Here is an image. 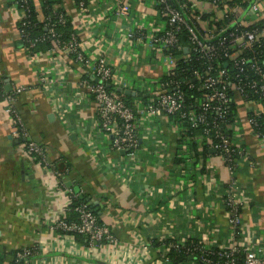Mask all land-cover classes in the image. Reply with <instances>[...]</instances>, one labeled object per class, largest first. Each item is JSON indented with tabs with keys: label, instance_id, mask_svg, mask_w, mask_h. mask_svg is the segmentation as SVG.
Masks as SVG:
<instances>
[{
	"label": "crops",
	"instance_id": "1",
	"mask_svg": "<svg viewBox=\"0 0 264 264\" xmlns=\"http://www.w3.org/2000/svg\"><path fill=\"white\" fill-rule=\"evenodd\" d=\"M34 1L43 18L40 1ZM119 1L87 0L86 10L77 0H60L57 6L71 18L87 58L106 56L123 78L115 89L132 95L131 105L141 107L156 100L170 70L167 55L151 42L153 34L165 30L166 19L155 0H128L129 17H120ZM188 1L196 16L205 12L221 16L208 0ZM189 12H184L185 17L202 33L206 21L190 17ZM263 16L244 15L245 24L259 23ZM20 17L15 0H0V77L5 92L25 88L15 106L31 137L46 148L66 186L109 226L114 240L90 245L85 237L53 226L68 197L12 134L4 95L0 99V264H10L11 253L23 247L37 248L31 264H175L162 261L169 247L157 243L166 239L201 241L207 248L237 247L240 253L262 249L259 255H264V139L249 123L242 96H234L237 123L232 139L247 149L236 169L244 207L241 224L233 227L224 201L232 175L209 139L198 133L185 136L188 144L181 143L185 130L177 116L151 115L138 121L136 159L110 150L96 125L98 104L88 83L95 79L91 66L76 62L71 53L55 50L54 45L32 57L21 38ZM137 29L145 35L130 38ZM41 75L54 82L51 90L44 89ZM139 92L147 98L139 97ZM54 96L63 100L61 108ZM206 145L210 147L206 158L194 156ZM180 157L187 158L185 165L177 163ZM190 260L176 264H195Z\"/></svg>",
	"mask_w": 264,
	"mask_h": 264
},
{
	"label": "built area",
	"instance_id": "2",
	"mask_svg": "<svg viewBox=\"0 0 264 264\" xmlns=\"http://www.w3.org/2000/svg\"><path fill=\"white\" fill-rule=\"evenodd\" d=\"M247 1L249 5L244 6L240 2L230 0H211L210 3L216 10H221V16L214 18L211 12H207L211 16L204 20L207 26L201 33L184 15V9L188 8L187 4L183 3L177 7L172 0H155L160 13L166 19V28L161 33L153 34L151 42L167 55L170 70L162 82V91L156 100L136 109L127 104L123 93L116 91L115 87L123 84V78L115 72L114 66L106 56L90 61L76 34L69 40L62 39L61 33L57 31V25H65L64 13L57 16V23L51 17H43L48 33L34 36L31 32L32 21L29 19L30 0H16L15 4L21 11L19 31L27 50L31 52L40 42L51 39L55 50L69 52L76 62L91 66L94 78L98 79L88 81L91 96L98 104L96 125L100 135L102 134L109 142L110 150L124 151L125 156L136 159L140 148L138 121L151 115H178L192 128L202 129L201 135L209 139L213 149L220 150L219 154L232 175L226 185L224 201L230 216V224L237 227L242 222L244 201L240 196L236 169L239 159L247 154V149L234 147L231 137L223 128L235 95L245 99L249 123L255 134L264 139L257 120L258 116L264 115V4H261V0ZM77 3L83 10L87 9V0H77ZM129 14L130 3L128 0H120L117 15L127 18ZM249 14H262L263 17L259 23L247 26L244 15ZM194 17L202 19V15L195 14ZM211 22L214 23L213 26ZM184 29L188 31L190 40V46L185 47L188 51L184 59L192 60L190 57L192 52L201 66L192 67L179 78L177 57L173 56L171 51L184 48L180 42V33ZM144 35L138 29L129 33L132 39ZM31 55L35 58L37 56L32 52ZM40 83L45 90H51L54 84L46 75L40 76ZM2 87L0 77V88ZM24 90L23 86H17L12 92L5 93L6 110L12 118V134L22 142L25 152L40 167L46 168L52 174L62 193L68 197L62 206V215L53 221V226L66 234L85 236L90 245L113 242L114 236L109 226L103 221L100 222L96 212L88 204L74 202L79 196L78 193L66 186L62 179L63 173L50 162L46 148L31 137L22 115L15 106L17 95ZM54 98L55 104L61 108L63 104L61 97ZM93 141L89 139V144L96 147ZM96 150L99 152L98 147ZM122 165L121 168L127 169L125 164ZM70 213L74 214V218L67 219ZM168 247L177 251L182 250L191 257L195 253H200L201 262L206 264H264V255H259L262 249H245L244 259L239 261L236 257L239 253L237 247L212 249L205 247L201 241L182 243L176 240H172ZM36 252V247H23L18 252L17 261ZM166 255L167 252L163 254L162 261L169 263ZM217 257L222 260L216 261Z\"/></svg>",
	"mask_w": 264,
	"mask_h": 264
},
{
	"label": "trees",
	"instance_id": "3",
	"mask_svg": "<svg viewBox=\"0 0 264 264\" xmlns=\"http://www.w3.org/2000/svg\"><path fill=\"white\" fill-rule=\"evenodd\" d=\"M40 3H41V6H42V11H43V17L44 18H48V17H51V19L57 23L56 19H57V16L59 14H62L64 13L66 15V23L65 25H60L58 24L57 25V31L59 33H61L62 35V39H66V40H69L74 34H76L74 28H73V24H72V21H71V18L67 15V13L63 10L62 7H58L57 4L60 3V0H39ZM209 2L211 0H208ZM230 1H233V2H240L242 5L244 6H247L249 5V2L247 0H230ZM251 1V0H250ZM16 2V0H15ZM172 2L177 6H181L183 3L187 4L188 5V8L186 9L187 11H192V9L190 8V6L192 5L190 1L188 0H172ZM30 13H29V19L32 21V27H31V32L34 34V36H37V35H41V34H46L48 33V29H46L47 27L45 26V20H43L42 18H40L38 16V10H37V5L35 4V1L34 0H30ZM184 9V12L186 11ZM189 12V13H190ZM192 15H190V17H194L195 14H197L195 12V14H193V12H191ZM190 13V14H191ZM210 13H207L205 12V14L203 13L202 14V20H207L209 19L210 17ZM21 23H19V26H20ZM212 26L214 25L213 22H211ZM218 25V22L217 24ZM180 42L181 44L183 45L184 48H182L181 50H172L171 51V54L175 57H177V61H178V64H179V75L178 77L179 78H182L187 72H189V70H191L192 67L194 66H201L199 64V62H197L195 60V55L194 53H190V57L192 60H189V61H185L184 59V55L186 54V51H185V47H188L190 46V40H189V33L187 30H182L181 33H180ZM53 46V42L51 39H48L44 42H40L33 50H31L32 53H37L39 52V50L43 49V48H48V47H52ZM29 51V50H28ZM188 53V54H189ZM263 57H264V47H263ZM116 91L120 92V93H123L122 91H119L116 89ZM5 88L2 87L0 88V99L2 97H4L5 95ZM138 96L141 97L142 99H146L147 96L144 95V92H139L138 93ZM125 101L127 102L128 105H130L132 108L136 109V106L134 105H131V102H129V99L132 98V95H126L124 94L123 95ZM189 100H191L190 97H188ZM146 103H143L142 105H145ZM174 116H177L180 123L184 126V132L185 134L181 137L182 139H180L181 143H185V144H188V141L185 139L187 135H196V134H202V129L201 128H192L187 122H185L183 119H181L180 116L178 115H174ZM258 120V123L260 124V128H261V131H262V134L264 135V115H260L258 116L257 118ZM237 123V118H236V113H235V104L232 102L231 103V106H230V110L228 112V115H227V121H225V123L223 124V128L224 130L226 131V133L231 137V141L233 142V145L234 147L236 148H242L244 146L242 145H238L236 143H234L233 139H232V134H233V131L235 130V125ZM216 141V140H215ZM246 148V147H245ZM218 153H220V150H217ZM210 154V147L209 145H206L204 147V149L202 150V152L198 153L196 150L194 151V156H202L203 158H206L207 155ZM185 162H187V158L186 157H180L177 159V163L178 164H184L185 165ZM197 160L193 163V167L196 166L197 164ZM62 172V171H61ZM63 173V172H62ZM75 203H83V201L80 199V197L78 196L75 200H74ZM92 208V207H91ZM93 209V208H92ZM70 216H67V219H72L74 218V214L73 213H70L69 214ZM96 215L98 216L99 218V215L96 213ZM100 222H101V219L99 218ZM77 235H80V234H77ZM83 236V235H81ZM85 237V236H83ZM171 242L170 239H166L164 241H161L159 243H157V245L159 246V244L161 245H169V243ZM191 242H194V241H191ZM197 242V241H196ZM187 243H190V242H187ZM212 249H218L217 247H212ZM21 249H18V250H15L13 251L11 254L14 256L12 262L10 264H31V258L32 256H28V257H25L24 259H19V261H17V255H18V252L20 251ZM205 254V252H204ZM245 253H238L236 254V257L237 259H239V261L243 260L245 255ZM168 258H169V263H179L181 261H188L190 259L191 256L185 254L182 250L181 251H177L173 248H168V251H167V255H166ZM193 259H191L190 261L194 262L195 264H206V263H203L201 262L200 260V253H195V255L192 257ZM3 259V257H0V261ZM218 260H222V258L220 257H217L216 258V261Z\"/></svg>",
	"mask_w": 264,
	"mask_h": 264
},
{
	"label": "water",
	"instance_id": "4",
	"mask_svg": "<svg viewBox=\"0 0 264 264\" xmlns=\"http://www.w3.org/2000/svg\"><path fill=\"white\" fill-rule=\"evenodd\" d=\"M186 50V52L188 51V49L186 48L185 49ZM98 79L97 78H95V81H97ZM119 91H122V89H120ZM125 93H127V94H129L130 93V90H125ZM18 143H19V140L17 141ZM215 150V149H214ZM123 153H124V151H122ZM94 211H96V210H94ZM190 259H193L192 257H190Z\"/></svg>",
	"mask_w": 264,
	"mask_h": 264
}]
</instances>
